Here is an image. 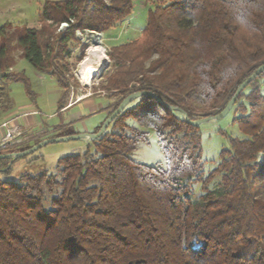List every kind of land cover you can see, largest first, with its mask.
Wrapping results in <instances>:
<instances>
[{
	"label": "trees",
	"instance_id": "1",
	"mask_svg": "<svg viewBox=\"0 0 264 264\" xmlns=\"http://www.w3.org/2000/svg\"><path fill=\"white\" fill-rule=\"evenodd\" d=\"M134 2L45 0L38 28L1 36L0 77L20 83L34 101L29 78L7 73L11 52L19 50L34 69L53 77L62 91L60 113L69 88L62 60L79 44L75 33L107 32L132 14ZM62 24L67 28L56 34ZM85 48L80 44L76 60ZM107 56L98 90L118 100L109 102L89 134L135 92H151L181 112L139 97L90 140L92 149L60 157L55 175L0 180V264H264V72L230 110L238 114L232 122L241 137H227L228 148L206 175L200 126L183 120V113L190 121L219 114L264 64V0L154 6L140 37L111 47ZM151 134L164 166L129 157ZM15 160L0 158V172ZM217 177L220 183L209 189ZM197 184L199 196L193 193Z\"/></svg>",
	"mask_w": 264,
	"mask_h": 264
},
{
	"label": "rangeland",
	"instance_id": "2",
	"mask_svg": "<svg viewBox=\"0 0 264 264\" xmlns=\"http://www.w3.org/2000/svg\"><path fill=\"white\" fill-rule=\"evenodd\" d=\"M44 1L0 0V47L2 45V35L11 34L16 30L39 27V15ZM170 1L135 0L132 14L107 32L77 31L75 33L79 44L71 45L70 54L62 60V64H65L64 66L68 70L65 78H67L69 83L64 102L68 105L79 98H88L89 100L63 114L56 112L58 96L62 91L56 86L53 77L34 69L21 57L19 50L11 52L10 58L13 60V64L7 69V73L22 71L31 82L35 99L30 101L20 83H13L0 77V110L2 111L0 115L4 113H19V109H25L26 107H32L37 112L40 111L38 112L37 121L41 127L31 131L28 135L29 137L24 135L26 139H22L19 145L28 139L36 143L49 135L55 136V138H62L71 132L84 134L88 133L85 131L91 132L95 127L99 126L105 116L103 111L107 108L109 102L118 100L116 97H110L98 90V86L104 81V74L109 69L107 53L113 46L140 37L146 22L148 9L165 5ZM66 28V24L58 26L56 34ZM80 44H85L86 48L82 59L78 61L76 59L79 56ZM102 56H104V59L101 60ZM82 67L85 70L93 69L95 73L87 84L81 81L78 75ZM53 113L57 114L54 116L52 115ZM75 115L77 118L79 115L83 117L72 121V116ZM236 116L238 114L231 111L217 121H210L200 125L201 165L205 175L218 164L220 151L228 148L227 137H241L236 124L232 122ZM45 123L53 124L56 127L51 126L48 127L49 131L45 130L43 128ZM221 131L225 132L226 136L221 134ZM24 136L22 135L21 137ZM87 145H90L92 149L90 139L85 138L43 145L33 153L11 162L8 173H4L5 169L0 172V180L19 183V179L23 174L35 175L46 172L55 175L56 163L60 157L80 154ZM22 147L10 148L5 155L21 153L23 152L21 151ZM129 157L131 160L143 165L164 166V156L154 134L150 135L148 143L137 144ZM219 183V177H217L208 188L212 189ZM193 193L196 196L201 194L199 184L193 186Z\"/></svg>",
	"mask_w": 264,
	"mask_h": 264
},
{
	"label": "water",
	"instance_id": "3",
	"mask_svg": "<svg viewBox=\"0 0 264 264\" xmlns=\"http://www.w3.org/2000/svg\"><path fill=\"white\" fill-rule=\"evenodd\" d=\"M262 72H264V64L259 66L244 82H242L236 89L235 93L233 94V96L231 97V99L229 100V102L227 103V105L225 106V108L217 115L215 116H209L206 118H202L196 121H190L187 117V115L185 113H183V120L195 127H198L204 123H208L210 121H217L220 118H222L223 116H225L228 112H230V110L232 109L237 97L239 96V94L248 86V84L250 82H252L257 76H259ZM143 96H147L150 98H154L163 108L169 110L172 114H175V112H181L180 109L170 106L167 103H165L164 101H162L161 99H159L158 97H156L153 93L151 92H135L132 93L130 95H128L127 97H125L120 104L118 105L117 109L114 111L113 114H111L106 120H104V122L102 123V125L100 126L99 130L97 133L95 134H88V133H84V134H78V135H72V136H66V137H62V138H52V139H47V140H43L42 142L38 143L35 146H32L30 149L25 150L21 153H16V154H8V155H2L0 156V158H13V159H18V158H22L25 157L31 153H33L34 151H36L38 148H40L43 145H46L48 143H55V142H65V141H70V140H78V139H97L99 138L107 129V127L109 126V124L115 119L116 116H118L123 110L124 108L133 100L139 98V97H143ZM12 161L9 162L8 164V168L9 165L11 164ZM6 168V169H8ZM5 169V170H6Z\"/></svg>",
	"mask_w": 264,
	"mask_h": 264
},
{
	"label": "crops",
	"instance_id": "4",
	"mask_svg": "<svg viewBox=\"0 0 264 264\" xmlns=\"http://www.w3.org/2000/svg\"><path fill=\"white\" fill-rule=\"evenodd\" d=\"M58 99H59V96H58ZM87 100H89L88 98H79L77 101H75V102H73V103H70V104H68L64 109H62L61 111H60V113H66L67 111H69L70 109H72L73 107H76V106H79L81 103H83V102H85V101H87ZM58 101V100H57ZM71 106V107H70ZM22 110H28V111H22ZM31 110V111H30ZM101 110V109H100ZM103 110V109H102ZM2 111L0 110V113H1ZM31 112L33 113V112H37L34 108H32V107H26L25 109H19V113H16V112H14V113H4V114H2V115H0V125L1 124H3L4 122H8V121H10V120H14L15 122H16V124L21 128V130H22V132H24L23 133V136L24 135H29V133L31 132V131H33L34 129H36V128H38V127H41V125L38 123V121H37V119H38V117L37 116H39V114L38 115H32L31 114ZM38 112H40V111H38ZM104 114L106 113V109H104ZM18 114V115H17ZM24 114H27L26 116H24ZM31 114V115H30ZM57 113H53L52 115H56ZM51 115V114H50ZM83 116L82 115H79L78 116V118H77V116L75 115V116H72V121H74V120H78V119H80V118H82ZM51 126H53V127H56L55 125H53V124H48V123H45L44 125H43V128H45V130L47 129V127H51ZM96 128V127H95ZM94 128V129H95ZM85 132H88V133H91V132H89V131H85ZM37 134V133H36ZM3 135H4V129H1L0 128V141H1V139H2V137H3ZM26 136H24L23 138H25ZM29 137V136H28ZM47 137V136H46ZM26 139V138H25ZM31 144H34V142H33V140H31V139H28L27 141H23V143L22 144H16L15 146H14V144H11V145H8V148H6V149H1L0 148V153H7L6 151L8 150V149H10V148H13V147H17V146H25V145H31Z\"/></svg>",
	"mask_w": 264,
	"mask_h": 264
},
{
	"label": "built area",
	"instance_id": "5",
	"mask_svg": "<svg viewBox=\"0 0 264 264\" xmlns=\"http://www.w3.org/2000/svg\"><path fill=\"white\" fill-rule=\"evenodd\" d=\"M31 114L38 115V112H33ZM26 115L27 114H24V116ZM0 128L4 129V135L0 141L1 149H6L7 146L11 144H19L22 142V139H25L21 137L23 135V132L14 120L4 122L0 125Z\"/></svg>",
	"mask_w": 264,
	"mask_h": 264
},
{
	"label": "bare ground",
	"instance_id": "6",
	"mask_svg": "<svg viewBox=\"0 0 264 264\" xmlns=\"http://www.w3.org/2000/svg\"><path fill=\"white\" fill-rule=\"evenodd\" d=\"M102 59H104V56L101 57V60ZM78 75H79L81 81H83L84 83L87 84V83H89L90 79L95 75V73H94L93 69L85 70L82 67V69L80 70Z\"/></svg>",
	"mask_w": 264,
	"mask_h": 264
}]
</instances>
